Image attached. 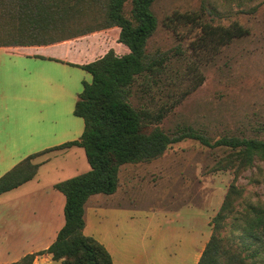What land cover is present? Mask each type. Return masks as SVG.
<instances>
[{
    "label": "rangeland",
    "instance_id": "obj_1",
    "mask_svg": "<svg viewBox=\"0 0 264 264\" xmlns=\"http://www.w3.org/2000/svg\"><path fill=\"white\" fill-rule=\"evenodd\" d=\"M205 5L203 22L225 27L236 24L244 30L242 36L218 49L212 44L200 45L199 25H168V18L176 12H201V0L154 1L151 8L158 24L148 38L147 52L150 58L160 59L161 64L136 76L126 99L137 110L157 112L162 108L165 114L159 125L169 135L190 127L211 141L224 135L264 139V0H206ZM98 8L96 15L86 16L90 28L101 22L103 9L100 5ZM129 8L127 0L125 11ZM103 38L101 34L89 41ZM27 68L31 74L40 71L62 78L69 91L57 93L56 89L46 95L47 116L36 112L38 103H30L32 134L41 130L47 133L40 137L41 142L32 139L30 153L42 146L58 145L55 143L62 138L49 131L54 133L67 125L71 136L66 134L63 138L78 139L83 120L73 114V107L82 81H90V74L77 68L63 72L46 62L29 61ZM14 74L17 91L18 77L26 71L16 67ZM76 75L81 78L75 88L65 78ZM38 86V80L30 79L31 97H36ZM72 90L77 91L75 98H69ZM71 117L77 126L69 122ZM67 148L45 154L43 157L49 159L38 168L25 190L44 192L54 182L89 169L83 149ZM119 178L112 195L90 197L84 228L85 234L97 240L108 238L117 254L124 251L131 259L143 260L142 264H193V253L196 251L200 257L213 226H217L223 238L219 262L264 264L263 159L257 158L243 167L232 150L207 147L185 138L170 144L157 159L123 165ZM231 188L236 193L226 206L224 220L219 224L212 222ZM39 208L38 204L32 205L30 219L22 222L8 204L7 195H1L0 245L12 234V228L22 233L38 229L43 222Z\"/></svg>",
    "mask_w": 264,
    "mask_h": 264
},
{
    "label": "trees",
    "instance_id": "obj_2",
    "mask_svg": "<svg viewBox=\"0 0 264 264\" xmlns=\"http://www.w3.org/2000/svg\"><path fill=\"white\" fill-rule=\"evenodd\" d=\"M154 1L129 0L126 12L127 0H0V45L48 44L117 27V41L125 48L120 53L110 48L84 64L70 63L91 76L90 81H82L73 107V114L83 120L79 138L30 154L0 176L2 194L35 176L40 165L35 157L71 146L83 148L89 165L87 171L53 184L64 196L63 224L54 240L44 249L1 264H33L35 256L43 253H50L60 264H114L103 243L84 232L86 202L92 195L116 191L122 165L157 159L172 143L189 138L207 147H225L238 155L243 167L257 158L264 160V139L224 135L211 141L190 127L169 135L159 125L165 114L162 108L157 112L137 110L128 103L126 94L135 77L161 64L147 52L148 38L158 24L151 8ZM205 2L201 0V12L174 13L168 25H199L202 36L198 44H212L217 49L242 36L244 30L236 24L225 27L203 22ZM99 5L103 9L101 22L90 28L86 16L96 15ZM235 193V188L229 189L212 222L224 220ZM222 240L213 226L196 264H225L218 260Z\"/></svg>",
    "mask_w": 264,
    "mask_h": 264
},
{
    "label": "crops",
    "instance_id": "obj_3",
    "mask_svg": "<svg viewBox=\"0 0 264 264\" xmlns=\"http://www.w3.org/2000/svg\"><path fill=\"white\" fill-rule=\"evenodd\" d=\"M101 34H104L103 40L95 39L93 42L89 41L91 37L97 38L98 35ZM117 35L118 28L113 27L77 38L55 41L48 44L0 45V176L10 170L16 163L31 154L30 144L32 139L36 138V141L41 142L40 137L47 134L42 130L35 131L32 134L30 103L32 101L38 103L36 106V112L40 114L41 117L47 116L46 110H48V107L47 109L44 108L48 105L46 104V95L49 96L54 93L56 89L57 93L61 90L66 91L67 93L69 92L65 86L66 83L62 78L60 79L57 77L55 79L53 74L40 71L31 74L27 68L29 61H35L38 62V64L39 62H46L47 65L63 70V72H68L67 69L70 68L83 70L70 63L84 64L97 58L110 48H113L117 53L125 51L124 46L117 41ZM16 67L18 69H23L24 72L26 71V74L18 77L17 83L20 86L17 91L14 74ZM77 76L78 75L69 78L67 77L65 79L76 88L75 83L79 84L81 78V76H79L77 79ZM72 78H74V82ZM30 79L38 80L39 82L36 97L34 98L31 97ZM74 91L72 90V92H70L69 98H75L77 91ZM54 99H57V94L54 96ZM16 100L19 101L17 104ZM72 107L73 105L68 109L69 112L70 109L72 110ZM69 122L74 124V126H77L78 123L73 117L70 118ZM45 125L47 126L48 123ZM50 126H52V124ZM71 132L72 131L68 125L57 132L54 131V133L53 131H49L54 137L62 138L55 143L58 145L76 138V136L68 139L63 138L66 134H69L70 137ZM49 148L52 147H50V145L42 146L40 149H37L35 153ZM80 148L83 149L82 147H78V149ZM60 149L50 150L38 155L35 157L34 161L40 163V167L45 161H47V159H49L48 156L43 157L45 154H51ZM38 170L39 169H37V171ZM34 177L17 187L0 194V196L4 194L7 195V202L17 211V215L19 216L18 219L20 221L24 222L30 219L31 207L35 204L39 205V213L43 217L42 225L38 229H26L24 233L21 231H14L17 228H12L10 230L12 231V234H9L6 237V242L3 243V245H0V264L17 261L26 253L36 252L46 248L54 240L56 232L63 224L64 196L55 189L53 185L50 189L44 192L36 190L35 193H30L28 190H25L26 185L33 180ZM34 197L35 199H32ZM90 197L88 198L86 205L90 200ZM92 200L97 202L95 198ZM96 206H103L104 208L105 206H110V208L111 206H117L123 208L121 205ZM89 207L93 208L95 205ZM106 239L108 238L99 241L103 243L111 254L114 264H138L140 261L141 264L143 263V260L129 258L124 251L117 254L116 250L110 247L111 243ZM193 258V264H196L199 258V254L197 255L196 251L193 253ZM33 264H60V261L53 260L50 253H43L35 256Z\"/></svg>",
    "mask_w": 264,
    "mask_h": 264
}]
</instances>
